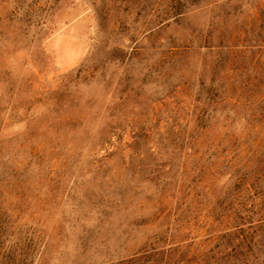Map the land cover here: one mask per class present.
<instances>
[{"label": "rangeland", "instance_id": "1", "mask_svg": "<svg viewBox=\"0 0 264 264\" xmlns=\"http://www.w3.org/2000/svg\"><path fill=\"white\" fill-rule=\"evenodd\" d=\"M0 264H264V0H0Z\"/></svg>", "mask_w": 264, "mask_h": 264}, {"label": "trees", "instance_id": "2", "mask_svg": "<svg viewBox=\"0 0 264 264\" xmlns=\"http://www.w3.org/2000/svg\"><path fill=\"white\" fill-rule=\"evenodd\" d=\"M231 251V252H230ZM229 252H226L223 256H220L221 259L223 258H227V257H236V256H240V258L242 259L241 261H247L248 262V255L251 254L252 252V247L250 246V243H245L242 245V243H238L235 247H232V249ZM253 256V255H252ZM215 256L212 255L210 257V259L214 260ZM256 257L253 256V259H255Z\"/></svg>", "mask_w": 264, "mask_h": 264}]
</instances>
